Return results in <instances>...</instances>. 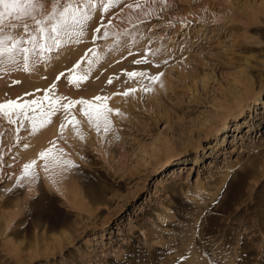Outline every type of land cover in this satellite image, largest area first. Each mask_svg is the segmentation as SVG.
I'll return each mask as SVG.
<instances>
[{"label": "rangeland", "instance_id": "obj_1", "mask_svg": "<svg viewBox=\"0 0 264 264\" xmlns=\"http://www.w3.org/2000/svg\"><path fill=\"white\" fill-rule=\"evenodd\" d=\"M42 2L50 11L52 0ZM157 2L143 10L125 6L133 0L107 13L97 7L89 34L107 28L85 42L61 35L56 45L48 33L35 47L23 44L32 49L30 64L57 63L50 74L86 46L81 60L94 49L105 73L142 54L149 74L163 75L120 96V122L106 135L89 130L75 155V195L47 189L41 178L22 182L23 158L38 137L0 119V264H180L190 238L216 264H264V10H257L264 0H166L159 10ZM11 22L28 24L27 32L7 29L25 41L38 35L31 20ZM16 63L30 84L50 72L25 71L22 54ZM10 68L0 63V85ZM241 95L243 111L222 127V104Z\"/></svg>", "mask_w": 264, "mask_h": 264}, {"label": "bare ground", "instance_id": "obj_2", "mask_svg": "<svg viewBox=\"0 0 264 264\" xmlns=\"http://www.w3.org/2000/svg\"><path fill=\"white\" fill-rule=\"evenodd\" d=\"M187 1H189V0H187ZM161 6L162 5L160 4V2H157V6L155 7V9L159 10V8ZM262 6L263 5H260V7L262 9L257 7L258 8L257 10H259L258 12H260V11L262 12V10H264V8ZM249 7H251V6H249ZM244 9H246V8H244ZM249 9H247V10H249ZM152 12H153V9H152ZM253 12H255V11H253ZM258 12L256 11V13L253 15H255V16L258 15L257 14ZM97 14H98V12H97ZM97 18H95L93 16V19L87 23V25L85 27V33L86 34L83 36L84 42L86 39L92 38L91 35L93 36L94 31H91L92 32V33H90L91 35L89 34V31L91 29L90 26L91 27L97 26V25H95V22H94V25L91 24V22L93 20L95 21V19H97ZM25 20L29 21L30 19H25ZM255 20L256 19L254 17H251V19L248 20V23L249 22L252 23L253 21L255 22ZM5 21H7V22L8 21H16V19L14 16L13 17L6 16L4 18V22ZM18 21H20V20H18ZM98 21H99V19H98ZM98 24H99V22H98ZM89 35H90V37H87ZM86 45L88 46V43ZM137 45L138 46L141 45L140 47L142 48L141 49L142 51L140 50V48ZM137 45H136L137 47L136 46L135 47L138 48L141 52H143L144 46L142 44H137ZM83 46H84V44H83ZM81 48L82 47H80L79 49H76V50L74 49L73 55L68 59L67 63L64 64L63 66H60V68H58V70L60 69L64 73V76L61 77L60 80L56 79V77L58 76V75H56L57 73L54 72V74H50L55 68H57L56 67L57 63H55L56 65L55 64L50 65V66L46 65L47 67L45 69L41 68L44 71V73L46 70H48L47 72L50 71L49 72L50 75L48 74V76H46L47 77L46 79L43 77H42V79H36L35 78L34 79L35 83L30 84L27 81L21 80V78L19 76V74L21 73V69L15 61V63H6V64H9V67L11 66V68L9 70V75L7 76L8 78H6L5 81L2 82L0 85V92H1L0 102H2L6 98H10V99L22 98L21 102L30 101L32 99L42 98L45 95H49L50 97H53V98H67V99H61L60 100V103L57 105V111L51 116L47 115L48 102L44 101L43 102V109H41L40 107H37L35 112H32V111L28 112L29 119L24 120L23 118H21V120L17 121V124L20 123L19 126L22 123L23 126H26V129H29L30 131H32L33 134L38 137L37 138L38 140L36 142L39 143V144H37V148L35 145L36 143L33 144L35 147L32 146V148H29V150H27L28 152L25 154L26 156H24V158H23V160L25 161V164L30 163V161H32V160H36L37 161L36 165L32 169L29 170L30 174L25 176L23 174L24 173V165H25L24 164L22 167L23 170L20 174V179L22 180V182L25 181V182L30 184L32 182L35 183V181H36L35 179L38 178V180H39L41 178L43 180L45 186L47 187V189L51 188V189L57 190L58 192H62V193L64 192L63 193L64 195H65V193L69 194L71 192V190L73 191L75 189V187H73L72 176L77 175L76 173H78L77 170L79 168V166L77 165L78 162L75 160V158H76L75 155L77 153H79L80 151H82L80 148L83 147L82 143H83L84 139H86L85 137H86L87 133L92 131V132H94L93 134L99 133L101 135V137H103L104 134L107 132L104 131V125H103L102 119L99 121L98 127H97V124L95 121L93 123H89L88 117H86L83 114V112L81 111V108L85 107V106H82L80 104H76L75 106L70 107L68 112H66L65 109L61 105L64 103H68L70 100L83 99V100H87V101H92L94 104L101 106V111H103L104 106H107L108 108L115 110V109H117V107H116L118 105L117 103L119 102V100L122 97V95L117 94L119 97L121 96L119 98L116 95L115 90H116V92L122 91L119 93H123V90L138 88L142 84L146 83V81H148L147 77L129 78L127 73L144 72V73H147V76H151V74H153V73L155 74L154 71H152L153 73L151 72V70H153V69H150V68H149V71L151 74H149V72L146 69L145 63L136 64L134 62H130L129 60H131V57L127 61L128 65L124 64V66L122 67L121 65H123V64H121L120 66L122 68L117 66L118 67L117 69L113 68L114 66L112 67L113 69L118 70L117 72L113 71L112 69L111 70L108 69V72L105 73L103 71L104 70L103 66L101 67V59L98 56L99 54L95 53L94 56L93 55L91 56L90 54H92V53L89 52L90 54L88 53V55L86 57H84L83 61H82L81 60L82 50L84 48L83 49H81ZM138 49H135V51ZM139 50L136 52H139ZM70 52H71V50H70ZM122 53L124 54V52H122ZM36 54H38V53H36ZM123 54H121V55H123ZM163 54L165 55V53H163ZM121 55H120V57H121ZM140 55H141L140 56L141 58L137 54L139 59H142V54H140ZM20 56H21V54L17 53L16 59H20ZM134 56H136V55H134ZM35 59H36V57H35ZM164 59L165 58H163V60ZM132 60H134V59H132ZM137 60H138V58H137ZM146 60H148V59H146ZM156 60H157V58H156ZM153 61L154 60H152V62ZM30 63H31V60L28 59L29 70L32 69L33 70L32 73H36L39 69L38 67H36L37 64L36 65L33 64L34 62L32 64H30ZM78 63H79V66L75 68V72L70 73L69 69H73L74 66H76ZM22 64H24V63H22ZM157 64H159V62ZM160 67H161V65H160ZM41 69H39L40 70L39 74H41ZM103 72H104V74H103ZM109 72H111V74L114 77L112 75H110ZM113 72H116V73H113ZM107 73H109V75L111 76L112 82L110 84L108 83L109 78H108V80L106 79ZM70 74L76 75V76H85L86 79L80 81L79 87H76L75 85H73L72 83H69V81H68L67 77ZM42 75H44V74L42 73ZM37 76H39V75H37ZM54 83L56 84V88L51 93L47 92L46 90H48L50 88V86ZM86 88H89V90H84ZM82 90H84L86 92L81 93ZM26 94H29V95H26ZM98 96L101 98L106 97L107 99H101L99 101L94 100V98L98 97ZM245 102H246V98L243 97V95H241V96L237 97L231 103L222 104L221 109H220V114H219V122L222 123V127L225 126L226 120L230 115H233L234 112L239 113V112L243 111V104ZM262 103L264 104V99H263ZM42 110L44 112L43 115H42ZM69 112H70V115L68 114ZM121 115H116L114 113L108 114V118L112 122L111 128H113L114 123L117 124L118 122H120ZM66 116H67V120H66ZM33 117L35 118V122L37 124V130L35 132L32 130V125H31V118H33ZM73 117L75 118L74 123L78 122L75 124V127H73V124H69L67 122L68 120H72ZM1 118H3L2 120L4 121V117L0 116V119ZM14 119H15V117H14ZM49 120H50V123L48 122ZM41 123H43V125H44L43 127L40 126ZM62 124H64L65 127L63 128V131L61 132V125ZM237 127H238V124H236V128ZM217 129L218 128H216V126H215V128L212 130V132L214 133L215 131H217ZM220 129H222V128H220ZM95 136H96V134H95ZM49 149H51V151L49 152L48 156L43 160L40 159L39 153L42 151H45V150H49ZM65 161H68L71 163L65 164L64 163ZM75 161H76V163H75ZM46 164H47V170L45 169ZM192 165H191V167H192ZM181 166H183V165H181ZM181 166L177 167L176 169H171L170 170L171 175H169V176L175 177L179 172H182L184 170V166L183 167H181ZM186 173L189 174V172H186ZM247 173H248V170L244 169L238 175L241 177H243V176L245 177L247 175ZM178 175H180V173ZM19 182H21V181H19ZM76 185L78 186L79 184H76ZM74 191L77 193L76 190H74ZM75 192L73 193L74 195L76 194ZM78 193H79V191H78ZM78 195H80V194H78ZM35 199L37 200V198H35ZM76 202H78V201H76ZM38 211H40V210H38ZM32 214L34 215L33 212H32ZM35 214H36V212H35ZM41 214H42V212H41ZM51 222L52 223H50V224H52V225H50V227L52 228L55 226L56 223L54 220H52ZM193 243H195V240L190 238V243L187 242L188 247H186L184 249V252L182 254L183 256L180 260V264H216L212 260L210 255H208L207 250L205 248V245L203 246L204 247L203 250H200V249L198 250L197 247H195V245ZM54 245H56V244H54ZM16 249H17V247H13V250H16ZM148 261H147L148 263H150V262L152 263V261H150V260H148Z\"/></svg>", "mask_w": 264, "mask_h": 264}, {"label": "snow or ice", "instance_id": "obj_3", "mask_svg": "<svg viewBox=\"0 0 264 264\" xmlns=\"http://www.w3.org/2000/svg\"><path fill=\"white\" fill-rule=\"evenodd\" d=\"M123 0H52V6L50 11L45 10L44 3L42 0H0V63H15L17 53L22 54L24 60V70H28V59L29 53L32 49L27 47H23L25 42L32 44L33 47L36 46V43L42 38L47 40L48 33L53 35V41L56 45H60L62 43L60 36L63 35L68 37L69 42L79 43L81 42L85 33V27L89 21L93 19L92 12L99 7L102 13H107L117 4L122 3ZM156 0H133V3L125 4L129 9H141L143 10L145 5L149 3H155ZM160 3L166 4V0H159ZM152 14V10L145 12L146 16H150ZM15 17L16 20L21 19H30L32 23L35 25L34 31L38 33L37 36H32L30 40L25 41L23 36H19L17 34H13L11 31L7 29H16L22 28L24 32L28 31V24H17L10 23L5 24L4 18ZM71 21V28L69 26V22ZM183 23V21H181ZM108 25H111V20L108 21ZM107 26L103 23L100 26L94 29L95 33H101L102 29H106ZM103 35L107 37L108 32L105 30ZM95 39V37H94ZM41 48L44 45H40ZM94 49H88V52H94ZM154 54V53H153ZM136 64L145 63L146 58H142L139 60L133 61ZM79 66V63L74 66L73 69H69L70 73L75 72V68ZM129 78L133 77H147L148 79L157 82L160 79V76L163 73H158L153 76H147V73L144 72H130L127 73ZM64 76V73L61 72L56 79L60 80L61 77ZM69 83H72L76 87H79L80 81L86 79L85 76H76L70 74L68 77ZM112 80L109 79L108 83H111ZM56 88V84H52L47 92L51 93ZM141 90L147 91L149 90L147 87L142 88ZM39 91V90H38ZM137 89H127L123 93H117L120 95L128 96L133 94ZM29 95V94H26ZM61 99L67 98H53L49 95H45L39 99H32L30 101L21 102L22 98L10 99L6 98L2 102H0V116H3L7 119L10 124L16 123L18 120L23 118L24 120L29 119L28 112H35L37 107L43 109V102H48V112L47 115L51 116L57 111V105L60 103ZM101 97H95L94 100L99 101ZM76 104H80L82 106L81 111L83 114L88 117L89 123H93L94 121L99 126V121L103 120L104 131L108 132L111 130L112 122L108 118V114L114 113L116 115H120L119 109H111L107 106L103 107V111H101V106L94 104L92 101L87 100H70L68 103H64L61 106L65 109L66 112L70 109V107L75 106ZM44 114L42 110V115ZM70 115V112L68 113ZM15 117V119H14ZM67 120V116H66ZM75 118L72 120H68L69 124L74 123ZM50 123V120L48 121ZM32 130L35 132L37 130V124L35 122V118H31ZM43 127V123L40 125ZM65 127L64 124L61 125V132ZM51 149L45 150L39 153L40 159H45ZM62 151V150H61ZM37 161L32 160L30 163L24 165V175L27 176L30 174L29 170L32 169L36 165ZM65 164H70L71 162L65 161ZM45 169L47 170V164L45 165Z\"/></svg>", "mask_w": 264, "mask_h": 264}]
</instances>
